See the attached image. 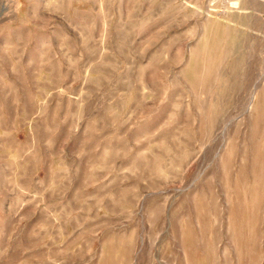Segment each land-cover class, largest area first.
I'll use <instances>...</instances> for the list:
<instances>
[{"label": "rangeland", "instance_id": "obj_1", "mask_svg": "<svg viewBox=\"0 0 264 264\" xmlns=\"http://www.w3.org/2000/svg\"><path fill=\"white\" fill-rule=\"evenodd\" d=\"M0 264H264V0H0Z\"/></svg>", "mask_w": 264, "mask_h": 264}]
</instances>
